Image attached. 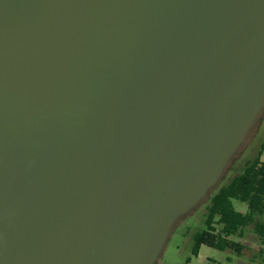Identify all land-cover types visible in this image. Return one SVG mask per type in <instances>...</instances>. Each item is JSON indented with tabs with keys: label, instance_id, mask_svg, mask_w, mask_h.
I'll return each instance as SVG.
<instances>
[{
	"label": "water",
	"instance_id": "95a60500",
	"mask_svg": "<svg viewBox=\"0 0 264 264\" xmlns=\"http://www.w3.org/2000/svg\"><path fill=\"white\" fill-rule=\"evenodd\" d=\"M264 110V0H0V264H156Z\"/></svg>",
	"mask_w": 264,
	"mask_h": 264
},
{
	"label": "trees",
	"instance_id": "16d2710c",
	"mask_svg": "<svg viewBox=\"0 0 264 264\" xmlns=\"http://www.w3.org/2000/svg\"><path fill=\"white\" fill-rule=\"evenodd\" d=\"M263 151L264 141L257 156L246 161L242 171L210 197L205 228L194 233L190 255L181 264H193L191 256H197L203 244L242 255L245 244L241 239L249 230L257 237L264 260V160L260 158ZM231 199L245 202L247 211L235 210Z\"/></svg>",
	"mask_w": 264,
	"mask_h": 264
},
{
	"label": "rangeland",
	"instance_id": "374dc122",
	"mask_svg": "<svg viewBox=\"0 0 264 264\" xmlns=\"http://www.w3.org/2000/svg\"><path fill=\"white\" fill-rule=\"evenodd\" d=\"M264 141V110L259 116L252 134L245 143L239 154L232 158L223 179L211 196L218 188L226 184L234 175L242 171L246 161L257 156L261 143ZM264 160V151L260 156ZM210 198V197H209ZM210 199H207L191 212L181 216L174 224L164 249L156 264H181L190 255L195 232L205 228V216ZM235 210L247 211V204L237 199L230 200ZM245 244L242 255H237L230 250H218L216 248L201 245L197 256H191L193 264H264L262 254L259 252L260 244L252 231H247L241 239ZM264 249V248H263ZM264 252V251H263ZM212 259V260H210Z\"/></svg>",
	"mask_w": 264,
	"mask_h": 264
}]
</instances>
